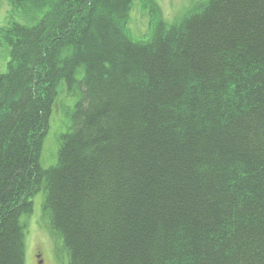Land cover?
Masks as SVG:
<instances>
[{"label": "trees", "instance_id": "obj_1", "mask_svg": "<svg viewBox=\"0 0 264 264\" xmlns=\"http://www.w3.org/2000/svg\"><path fill=\"white\" fill-rule=\"evenodd\" d=\"M9 1L47 11L0 27V264H25L43 189L68 264H264V0H196L174 23L141 0L143 37L135 0Z\"/></svg>", "mask_w": 264, "mask_h": 264}, {"label": "rangeland", "instance_id": "obj_2", "mask_svg": "<svg viewBox=\"0 0 264 264\" xmlns=\"http://www.w3.org/2000/svg\"><path fill=\"white\" fill-rule=\"evenodd\" d=\"M196 0H155L159 6V14L170 23L183 18L187 9L193 6ZM131 21L129 27L135 37H143L150 33V9L143 6L141 0L133 2ZM46 8L35 9L34 11H23L11 4L9 0H0V27L8 26L11 22L34 25L46 13ZM7 44L0 41V72L7 68L10 59ZM83 73L78 72L81 78ZM61 93V89H60ZM64 97L55 105L51 114L49 131L45 135L40 164L44 168L52 167L57 163L59 136L68 129L71 124L70 113L74 109V103L78 94L63 93ZM61 96V95H60ZM46 195L45 189L38 191L33 197L34 209L30 214H23L22 221L26 226L25 238V264H68V255L61 236L52 229L48 223L46 214L43 211V201Z\"/></svg>", "mask_w": 264, "mask_h": 264}, {"label": "water", "instance_id": "obj_3", "mask_svg": "<svg viewBox=\"0 0 264 264\" xmlns=\"http://www.w3.org/2000/svg\"><path fill=\"white\" fill-rule=\"evenodd\" d=\"M39 264H43V260H40V261H39Z\"/></svg>", "mask_w": 264, "mask_h": 264}]
</instances>
